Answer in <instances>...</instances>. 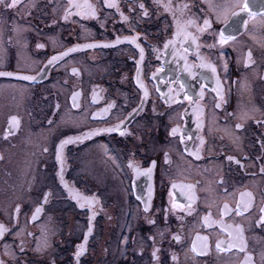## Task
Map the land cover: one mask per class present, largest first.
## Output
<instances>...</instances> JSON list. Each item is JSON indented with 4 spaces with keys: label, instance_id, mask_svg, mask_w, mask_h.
Listing matches in <instances>:
<instances>
[{
    "label": "flooded vegetation",
    "instance_id": "1",
    "mask_svg": "<svg viewBox=\"0 0 264 264\" xmlns=\"http://www.w3.org/2000/svg\"><path fill=\"white\" fill-rule=\"evenodd\" d=\"M75 2L0 4V261L264 264V0Z\"/></svg>",
    "mask_w": 264,
    "mask_h": 264
},
{
    "label": "snow or ice",
    "instance_id": "2",
    "mask_svg": "<svg viewBox=\"0 0 264 264\" xmlns=\"http://www.w3.org/2000/svg\"><path fill=\"white\" fill-rule=\"evenodd\" d=\"M17 2H18V0H13V3H12V4H7L6 6L9 7V8L14 7L15 4H16ZM0 4H5V0H0ZM108 6H109V7H113L114 5H108ZM208 6H209L210 9H215V10H217L218 14H219L220 12H226V11H228V10L231 9V8H239V10H240L241 12H244V11H246V10L249 8V4H248V3H242V0H228L227 3H223V4H214V3H213V0H208ZM81 7H87V8H89V9H91L92 6H91V5H87V4H86V5H80V4H77V3L75 2V0H69V8H70V9H71V8H81ZM140 7L143 8V5H140ZM164 7H165V10H166V11H170V10L172 9L171 0H169V3L165 4ZM177 7H179V6H177ZM184 7L186 8L187 5H184ZM66 11H68V10H66ZM69 14H70V12H69ZM91 14H92V15H95V11L92 10V13H91ZM249 14H251V13H249ZM188 23H189V24H192V23H194V22L191 21V20H189ZM204 25H205V27L210 26V25H209V21H208L207 19H205V21H204ZM203 30H204V29H201V31H203ZM176 34H177V35H181L182 32H181V31H178ZM183 34H184V35H189V36L191 35V34H188V33H186V32H184ZM191 39H192L193 42H195V39H196V38H195L194 36H192ZM228 39H231V37H225V36L221 33L220 41H219V42H220L221 44H223V43H226ZM134 40H135V38H133V41H134ZM169 43H171V41H170ZM105 46H107V45H105ZM167 46H168V45L166 44L165 47H167ZM37 47H43V45H37ZM86 47H95V45H86ZM72 51H76V49H69V50L66 51L65 53L58 54V56H54V57H52V58L50 59L49 63H52L53 61H55L56 59H58V58H60V57L67 56V55H68L70 52H72ZM142 55H143V50L141 49V56H142ZM250 55H251V54L249 53V56H250ZM212 70L215 71L214 66H212ZM73 71H75V69H74ZM138 73H139V69H138ZM10 75H12V74H11V73L0 72V76H10ZM22 79H25V80H31V79H34V77L24 76V77H22ZM138 83H139V80H138ZM141 87H143L142 84H141ZM75 95H76V94H74V96H73V99H74V100H75ZM145 95H147V92H146V91H145ZM174 95H175L176 99H175L173 102H177V103H178V102H179V92H176ZM184 98H185V99H190V97H188V96H185ZM73 106L76 107L77 105L74 104ZM216 106L219 107L218 104H217ZM105 111H107V109H105ZM10 124H16V125L18 126L19 121H18L17 118L13 117V118H11V120H10ZM236 127L239 128V127H241V125L238 124V125H236ZM119 129H120V125H117V126H115V127L108 128V129H104V130H95L94 132H89V133L86 134V136H87V138H91L92 135H99L101 131L112 132V131H118ZM176 132H177V129H176V128H173V129H172V135H175ZM123 134H124V132H121V135H123ZM72 142H73V141H72L71 138H69V139L64 140V141L61 142V144H60V145L58 146V148H57V160H60V159H61L60 151H61V149L63 148V146H64L65 144H67V143H72ZM202 142H203V141H202ZM197 158H199V157L197 156ZM165 159L167 160V153L165 154ZM229 159H233V158H232V157H229ZM153 164H155V162H153ZM128 166H129L130 168H133V170H134L135 172H137L138 174H140L141 170H140L139 168H137L136 166H134V165L132 164L131 161L129 162V165H128ZM151 171H152L151 168L146 169V170H143V172H146V173H148V174H150ZM262 171H264V169H262ZM65 187H66V188L68 187L67 184H65ZM176 187H177V185H176V184H173V188H176ZM181 187H184V186H181ZM187 187H188V188H191L192 186H191V185H188ZM70 195H72V198H73V199H76L77 201H80V199H81V196H80V194H79L78 192H73V191L70 190ZM46 199H47V194H46V196H45V200H46ZM189 199L191 200V199H194V198H193V197H189ZM83 200H84V202H83V203H80V207H84L85 204L91 206V205H93V204L95 203L94 199H90V198H87V197L83 198ZM176 206H177L176 204H173V207H174V208H175ZM226 207H227V206H225V208H226ZM148 210H149V204H148L147 202H145L144 211L147 212ZM18 211H19V206L17 207V212H18ZM40 211H41L40 208H37V209H36V212H40ZM261 212L264 213V208L261 209ZM237 214H240L239 209H237ZM33 218L35 219V214H34ZM93 218H94V214H93V216H90V217H89V228H88V232L85 234V237H84L85 243H84V244H81V245L78 246L77 251H76V253H75L76 257H79L80 255H82V253H83L84 250H85V245H86V242H87L88 234H90L91 231H92L91 220H92ZM261 221L264 222V216L261 217ZM204 222H205L206 224L208 223V217H205ZM5 231H6V229H5L4 225L0 224V236H2V235L4 234ZM174 239L177 240V241H179V240H180V237H179V236H175ZM217 248H218V249L220 248L219 243L217 244ZM241 250H243V249H241ZM173 259H176V257L174 256ZM0 264H4V262H3V261H0Z\"/></svg>",
    "mask_w": 264,
    "mask_h": 264
}]
</instances>
